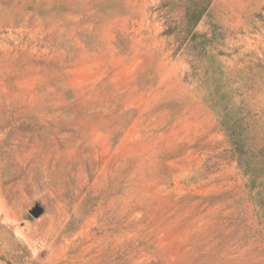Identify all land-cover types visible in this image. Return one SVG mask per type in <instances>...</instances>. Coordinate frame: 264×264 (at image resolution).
Listing matches in <instances>:
<instances>
[{
	"label": "rangeland",
	"instance_id": "obj_1",
	"mask_svg": "<svg viewBox=\"0 0 264 264\" xmlns=\"http://www.w3.org/2000/svg\"><path fill=\"white\" fill-rule=\"evenodd\" d=\"M199 1L0 0V264H264V0Z\"/></svg>",
	"mask_w": 264,
	"mask_h": 264
},
{
	"label": "trees",
	"instance_id": "obj_2",
	"mask_svg": "<svg viewBox=\"0 0 264 264\" xmlns=\"http://www.w3.org/2000/svg\"><path fill=\"white\" fill-rule=\"evenodd\" d=\"M192 1V0H189ZM211 4V0H200L197 4L193 5V10L189 13V17L187 20L188 27H193L197 25L200 20L203 18V16L207 13L209 7ZM198 37L194 33L193 30H188V33L184 37L185 41L193 42ZM261 161H264V154L260 155ZM264 163V162H263ZM249 168V173L253 174L254 177L258 175L259 169H256L255 166L250 165V163H247V169Z\"/></svg>",
	"mask_w": 264,
	"mask_h": 264
}]
</instances>
